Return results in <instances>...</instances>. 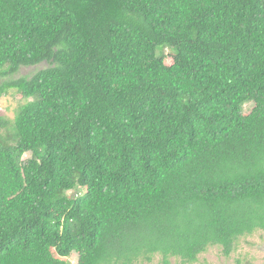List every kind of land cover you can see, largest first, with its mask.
Returning <instances> with one entry per match:
<instances>
[{
	"label": "trees",
	"instance_id": "1",
	"mask_svg": "<svg viewBox=\"0 0 264 264\" xmlns=\"http://www.w3.org/2000/svg\"><path fill=\"white\" fill-rule=\"evenodd\" d=\"M10 90L0 264H192L264 231V0H0Z\"/></svg>",
	"mask_w": 264,
	"mask_h": 264
},
{
	"label": "rangeland",
	"instance_id": "2",
	"mask_svg": "<svg viewBox=\"0 0 264 264\" xmlns=\"http://www.w3.org/2000/svg\"><path fill=\"white\" fill-rule=\"evenodd\" d=\"M170 64V61H167ZM42 64L37 68H22L18 76H30L35 71L45 68ZM22 104L19 95L15 91L10 90L8 94L0 99V115L9 121H13L15 112L18 106ZM251 109V105H243V113H247ZM28 157L25 155L24 158ZM70 194V193H69ZM70 264L77 263V256L72 254L68 259ZM180 261L171 260L170 264H180ZM144 264H161V258L156 256L151 262H144ZM192 264H264V231L255 232L252 236L246 237L238 241L235 249L226 257L223 255L221 248L209 247L207 250L197 256V261Z\"/></svg>",
	"mask_w": 264,
	"mask_h": 264
}]
</instances>
